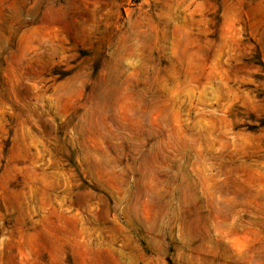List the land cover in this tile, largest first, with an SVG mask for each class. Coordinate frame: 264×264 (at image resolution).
Segmentation results:
<instances>
[{
    "label": "rangeland",
    "instance_id": "1",
    "mask_svg": "<svg viewBox=\"0 0 264 264\" xmlns=\"http://www.w3.org/2000/svg\"><path fill=\"white\" fill-rule=\"evenodd\" d=\"M0 264H264V0H0Z\"/></svg>",
    "mask_w": 264,
    "mask_h": 264
}]
</instances>
